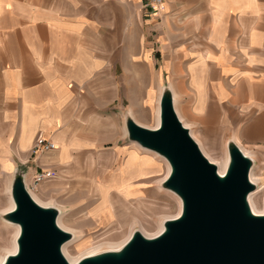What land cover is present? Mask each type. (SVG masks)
Instances as JSON below:
<instances>
[{
	"label": "crops",
	"instance_id": "1",
	"mask_svg": "<svg viewBox=\"0 0 264 264\" xmlns=\"http://www.w3.org/2000/svg\"><path fill=\"white\" fill-rule=\"evenodd\" d=\"M145 2L0 0V179L9 196L20 170L29 190L37 172L52 173L30 192L39 200L52 196L49 189L43 191L46 183L69 165L80 166L84 152L95 163L100 154L107 158L100 149L111 152L121 171V150L105 149L100 143V132H106L100 111L118 99V87L115 96L107 88L111 69L124 67L131 70V85L156 84L155 100L151 85L142 105L154 107L155 124L158 97L168 88L180 121L189 127L180 105L182 84H189L193 99L218 117L226 144L232 141L247 152L242 151L253 160V168L263 163L264 0H164L157 19L148 16ZM124 37L131 38V46L124 47ZM124 52L130 54L126 66ZM116 76L114 71L115 84ZM118 79L121 86L122 75ZM132 97L136 99L133 91ZM135 106L132 102L130 116L142 126ZM92 112L98 115L93 128L88 118ZM39 135L55 143L57 150L34 151ZM75 166L74 177L83 181ZM104 175L90 181H102ZM102 183L98 189L102 187L106 208L110 191ZM81 191L72 201L84 216L86 197ZM117 191L114 187L115 196Z\"/></svg>",
	"mask_w": 264,
	"mask_h": 264
},
{
	"label": "water",
	"instance_id": "2",
	"mask_svg": "<svg viewBox=\"0 0 264 264\" xmlns=\"http://www.w3.org/2000/svg\"><path fill=\"white\" fill-rule=\"evenodd\" d=\"M124 125L130 142L169 164L160 185L180 199L181 213L166 220L156 237L134 231L120 250L78 264H264V214H253L247 201L256 189L249 179L254 166L250 157L228 142L229 161L221 176L177 117L168 88L159 99L157 128L137 124L127 112ZM10 196L14 208L1 218L20 231L17 251L4 264H70L62 246L72 235L57 225L59 210L31 197L21 170L14 175Z\"/></svg>",
	"mask_w": 264,
	"mask_h": 264
},
{
	"label": "rangeland",
	"instance_id": "3",
	"mask_svg": "<svg viewBox=\"0 0 264 264\" xmlns=\"http://www.w3.org/2000/svg\"><path fill=\"white\" fill-rule=\"evenodd\" d=\"M147 41L144 43L147 45ZM124 47L131 46V38L124 37ZM145 45V44H144ZM152 57L156 55V45H154ZM160 54V53H159ZM130 54L126 52L123 53V64L124 66L129 63ZM161 59L158 64H161ZM114 71L116 72V81L114 80ZM146 74V70H142ZM141 71V72H142ZM130 72L129 68H117L111 69V81L112 83L107 86L109 95L115 96L116 87H118V99L116 102L108 101L107 106L104 110L100 111V114L106 119V132H100L102 139L101 145L105 149L117 148L122 152V161L119 168L118 157L115 161L114 156L112 157L111 152L104 151L100 149L99 152L107 153L106 160L97 159L98 163H95L91 157L88 159V155L84 152L83 158L78 164L69 165L64 173H58L55 179L50 183H46L44 189H49L52 196L44 198L42 201L54 200L59 206H67L70 210L68 213L64 210L66 214L63 217V224L70 229L81 232L82 238L68 247V253L73 257H77L79 254L89 250L102 243H117L122 241L126 236L128 237L130 231V223L133 222L132 231L145 232L147 234H154L157 230V224L164 218L172 219L177 215L178 206L175 196L163 188H158V180L161 179L165 172L166 167L163 161L159 160L154 156L153 152L138 149L135 143L130 142L127 139V135L124 130V120L126 111L130 108L132 102L135 103V116L142 123V126L155 129V118H154V107H147L143 109V100L145 99V91L147 87H153L152 99L156 98L158 95L156 84H138L131 85L130 83ZM122 75V85L120 86L119 77ZM166 80V79H165ZM164 82V80L162 81ZM161 82V83H162ZM184 89L183 97L180 99V105L183 107V118L189 119L191 124H189V129L194 131L196 138L200 143L203 144L204 149L216 160H220L223 156H226V136L221 133V127L218 121V117L210 109L205 108L201 102H196L193 99L191 93L187 90L190 89L189 84H182ZM137 90H143L144 93L138 94ZM132 91L136 93V99L132 97ZM160 94V93H159ZM153 104V103H152ZM175 108V105H174ZM94 109V108H93ZM179 120L181 116L177 109H174ZM95 111V109H94ZM185 114V116H184ZM144 115V117H143ZM97 114L92 112L89 116L90 126L93 128L97 122ZM143 117V118H142ZM79 119V118H78ZM205 145V146H204ZM106 156V154H105ZM119 156V153H118ZM160 158V157H159ZM115 163L112 165L104 163ZM263 163H256L254 167V174L256 177L260 178L264 182V161ZM77 165L79 167L78 174L82 177L84 189L90 188V180L92 178H99L101 173H107L104 175L102 181H98V186L103 183L109 187L111 193V199L114 198V187L118 188L129 199H133L135 194H144V200L139 203V206L135 205L134 202L132 207L136 211L132 212L133 216L129 218L128 222L123 225V227L118 228L117 235L108 236L104 235L105 229L92 223V212L101 213L102 209L98 208L95 210L94 206L98 202L94 200H86V211L83 216V212L73 205L72 198L76 191H73L74 184L77 183V179L74 177L73 169ZM108 171V172H107ZM114 178V179H113ZM112 179V180H111ZM134 183V184H133ZM45 184V183H44ZM43 184V185H44ZM115 184V185H114ZM98 186L91 190V195H94ZM6 186L2 179H0V210L3 211L8 206L9 194L6 193ZM114 200V199H113ZM104 203V201H103ZM102 203V204H103ZM58 206V207H59ZM4 220L1 218L0 214V253L2 249H9L10 239L12 238L13 228L5 227Z\"/></svg>",
	"mask_w": 264,
	"mask_h": 264
},
{
	"label": "bare ground",
	"instance_id": "4",
	"mask_svg": "<svg viewBox=\"0 0 264 264\" xmlns=\"http://www.w3.org/2000/svg\"><path fill=\"white\" fill-rule=\"evenodd\" d=\"M160 89L161 86H160ZM160 93V92H159ZM174 96V95H173ZM158 101H159V97H158ZM176 103V99L174 97V105ZM175 109V108H174ZM127 113L129 115L132 116L130 110L128 109ZM133 117V116H132ZM135 120V119H134ZM159 125V104L157 103V115H156V125L155 128H157ZM183 125L187 128H189L188 126H186L184 123ZM125 130V134H126V129ZM190 135L192 136V138L196 141V143L198 144L201 152L203 153V155L212 163H214L217 166V170L218 173L222 176L225 172V169L227 168L228 165V154H226V156H223L222 158H220V160H216L215 158H213L203 147V144L200 143V141H198L194 136V132H192V130H190ZM205 146V145H204ZM138 149H140V147H136ZM243 151V149H242ZM245 154H248L247 152L243 151ZM154 156H156L159 160L163 161L166 167V172L164 174V176L158 180V184L159 187L161 189V183L167 178V176L169 175L170 172V166L167 163V161L160 157L159 155H157L156 153L153 154ZM105 155L100 154L98 157V159H103ZM160 157V158H159ZM114 163V162H112ZM110 163H106V164H112ZM74 174H76V170H74ZM249 179L250 181L256 185V189L251 192L248 195L247 201L248 204L250 206L251 211L253 212V214L255 215H263L264 214V182L262 179L258 178L255 176L254 174V168L251 169L250 174H249ZM90 188L92 187L93 184H95L96 182L93 183V181H90ZM99 184V183H96ZM134 184V183H133ZM8 188V186H7ZM102 188V187H101ZM101 188L96 189L94 192V195H91V192L89 189H84L83 187V181H77V183L74 184V190L76 191L75 195H77L79 192H77V190L82 189L83 191L81 192H85V197L86 200L90 199V200H94V202H98V204H96L94 207L95 210H98V208L102 209L104 203H103V196L101 193ZM8 192V189L6 190V193ZM118 194L117 196L114 195V200L111 199V195L110 193L106 196V208L103 207V210L101 211V213H93L92 212V223L102 227L103 229H105L104 231V235H108V236H115L117 235V230L118 228L123 227L124 224H126L129 220V218H131V216H133L134 211H136V209L134 210L132 205L135 202L137 206H139V203H141V201H143L145 196L144 194H135V197L133 199H129L128 197H126L122 192L117 191ZM169 192V191H168ZM171 194H173L175 196V199L177 201V206H178V211H177V215L172 218L175 219L177 218L180 213H181V201L180 199L172 192H170ZM31 197L41 206L44 207H54L57 208L59 210V215L57 218V225L64 231L70 233L72 235V239L70 241H68L67 243H65L62 246V253L64 255V257L66 258V260L70 263V264H78L81 260L87 258V257H92L98 254H102L104 252H109V251H118L120 250L125 244L126 242L130 239V237L132 236V234L134 233V231H132L134 225L133 222L130 223V231L128 234V237L126 236L122 241H119L117 243H102L99 244L89 250H86L85 252L79 254L77 257H73L72 255H70L68 253V247L73 245L74 243H76L77 241H79L82 238V234L79 231L67 228L64 224H63V217L66 215L64 213V210L62 209V207H58V205L55 203V201H50L47 204H45L44 202H42L41 200H39L35 195H32L30 193ZM80 197V196H79ZM82 197V198H85ZM74 198V197H73ZM72 198V199H73ZM78 199V198H77ZM80 199V198H79ZM78 199V200H79ZM84 203V202H83ZM103 203V204H102ZM8 206L7 208L0 212V214H4V213H8L10 211L13 210L14 208V204L13 201L11 199V196H9L8 198ZM86 205V203H85ZM87 206V205H86ZM169 220L168 218H164L162 221H159V223L157 224V230L154 234H147L144 231L141 232L145 237L148 238H153L158 236L163 230H164V226L163 223ZM130 221V220H129ZM5 227H12L13 228V233H12V238L10 239V246L9 249H2L0 253V264H4L7 256L9 255H13L16 253L17 251V244H16V239L19 235V226L17 224H11L8 222H4V224H2Z\"/></svg>",
	"mask_w": 264,
	"mask_h": 264
},
{
	"label": "built area",
	"instance_id": "5",
	"mask_svg": "<svg viewBox=\"0 0 264 264\" xmlns=\"http://www.w3.org/2000/svg\"><path fill=\"white\" fill-rule=\"evenodd\" d=\"M164 4V0H146L145 2V10L151 18L157 19L160 17V11ZM33 150L38 152H49L57 150V146L55 143L45 139L43 136L39 135L33 144ZM53 174L50 172H37L34 175L33 186H31L30 190L26 188L28 193L31 191H35L36 188L42 184L44 181L52 178Z\"/></svg>",
	"mask_w": 264,
	"mask_h": 264
}]
</instances>
